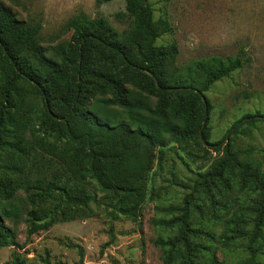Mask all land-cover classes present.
I'll use <instances>...</instances> for the list:
<instances>
[{
  "label": "trees",
  "instance_id": "obj_1",
  "mask_svg": "<svg viewBox=\"0 0 264 264\" xmlns=\"http://www.w3.org/2000/svg\"><path fill=\"white\" fill-rule=\"evenodd\" d=\"M117 15L126 17L122 30L104 15L80 13L67 24L69 39L44 46L40 21L23 20L0 3V248L19 244L6 218L23 217L22 208L11 203L20 190L28 206L23 217L28 238L77 214L90 216L92 180L105 192L112 217L139 220L153 155L175 142L210 146L222 156L198 174L183 205L170 208L178 215L158 222L177 228L175 235L156 239L165 264H204L211 248L198 237L227 243L248 238L254 261L264 238V168L251 157L253 150L242 157L234 140L264 124V111L242 115L227 141L225 136L211 142L213 105L205 93L244 66L246 51L202 61L203 77L185 83L170 75L169 60L179 48L157 43L173 28L155 19L151 0H126V11ZM234 187L257 194L254 203L241 197L219 202ZM202 200L210 220L223 221L221 235L193 223L194 211L204 215ZM178 251L183 259L176 263ZM9 264L28 263L14 251Z\"/></svg>",
  "mask_w": 264,
  "mask_h": 264
},
{
  "label": "rangeland",
  "instance_id": "obj_2",
  "mask_svg": "<svg viewBox=\"0 0 264 264\" xmlns=\"http://www.w3.org/2000/svg\"><path fill=\"white\" fill-rule=\"evenodd\" d=\"M0 3L11 7L23 20L40 21L44 46L69 39L72 31L66 28L67 24L80 13L90 17L104 15L119 30L127 26L126 17L117 15L126 11V0H111L101 6L97 0H0ZM151 3L155 19H166L173 28L162 34L157 43L176 44L179 48L168 64L172 77L194 83L195 78L203 77L200 63L212 56L227 58L244 49L249 57L243 67L205 91L213 105L207 140L225 138L233 122L242 115L264 111V0H151ZM203 143L206 145V140ZM234 147L241 151L242 157H246L245 150H253L251 157L264 168V124L248 134L235 136ZM207 148L174 142L164 147L163 154L154 153L147 177V195L137 221L124 215L112 217L105 192L92 180L87 184L95 197L89 206L90 216L77 214L28 238L23 219L28 206L25 192L20 190L11 203L22 208L23 217L19 221L6 218L19 244L0 248V264H9L14 251L25 257L28 264H46L43 259L51 264H165L156 239L175 235L177 228L158 222L178 215L179 211L170 213V208L182 206L198 174L210 169L222 156V151ZM237 197L252 205L257 194L234 187L218 199L224 202ZM199 202L204 215L194 211L193 223L208 225L221 235L223 221H211L208 202ZM197 241L211 248V252H204V264H264V238L257 243L254 261L248 238L227 243L219 237L216 242L198 237ZM175 258L176 263L182 261L181 251Z\"/></svg>",
  "mask_w": 264,
  "mask_h": 264
},
{
  "label": "water",
  "instance_id": "obj_3",
  "mask_svg": "<svg viewBox=\"0 0 264 264\" xmlns=\"http://www.w3.org/2000/svg\"><path fill=\"white\" fill-rule=\"evenodd\" d=\"M203 125H205V121H204ZM200 134L202 135V130L200 131Z\"/></svg>",
  "mask_w": 264,
  "mask_h": 264
}]
</instances>
